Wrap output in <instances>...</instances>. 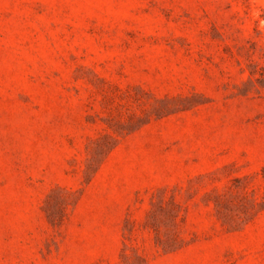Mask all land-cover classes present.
I'll return each instance as SVG.
<instances>
[{"label": "rangeland", "instance_id": "rangeland-1", "mask_svg": "<svg viewBox=\"0 0 264 264\" xmlns=\"http://www.w3.org/2000/svg\"><path fill=\"white\" fill-rule=\"evenodd\" d=\"M0 264H264V0H0Z\"/></svg>", "mask_w": 264, "mask_h": 264}]
</instances>
